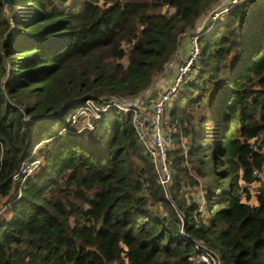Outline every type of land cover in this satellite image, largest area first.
Segmentation results:
<instances>
[{"label":"trees","instance_id":"obj_1","mask_svg":"<svg viewBox=\"0 0 264 264\" xmlns=\"http://www.w3.org/2000/svg\"><path fill=\"white\" fill-rule=\"evenodd\" d=\"M216 1L12 0L0 264H193L195 242L220 264H264V1L212 19ZM9 27L0 0V38ZM193 34L198 57L163 112L175 126L169 198L130 112L109 110L92 130L63 118L55 130L88 97L141 96Z\"/></svg>","mask_w":264,"mask_h":264},{"label":"built area","instance_id":"obj_2","mask_svg":"<svg viewBox=\"0 0 264 264\" xmlns=\"http://www.w3.org/2000/svg\"><path fill=\"white\" fill-rule=\"evenodd\" d=\"M244 0H224L220 6L211 11L212 19L217 18L224 12ZM261 2L264 0H260ZM199 31V29L197 30ZM199 54L197 35L190 37V48L187 56L177 67V74L173 83L156 98H150L146 106L143 101V94L139 97L119 98L107 96L92 98L88 97L82 104L74 108L75 110L64 118L65 123L78 130H92L95 122L109 110L131 113V124L138 141L144 148L145 153L150 158L157 175V180L161 185L165 195L169 198L168 186L171 181V171L168 162L167 151L171 146V132L175 131L174 124L165 126L163 119L164 106L170 95L177 86L184 80L190 71V66L194 63ZM66 127L60 129L65 132ZM35 151V150H34ZM39 158H34L30 162H24L19 171L13 175L14 179H19L31 174L40 164ZM264 173V170L262 171ZM254 171V175H257ZM1 213V210H0ZM197 253L190 257L193 264H220L218 256L203 244L195 242Z\"/></svg>","mask_w":264,"mask_h":264},{"label":"rangeland","instance_id":"obj_3","mask_svg":"<svg viewBox=\"0 0 264 264\" xmlns=\"http://www.w3.org/2000/svg\"><path fill=\"white\" fill-rule=\"evenodd\" d=\"M223 1L224 0H217L216 2H214L213 9L220 6ZM209 11L205 12V14L201 16V18L199 19V21L196 24L195 30L197 28H199V25L204 23L203 21H205L209 17ZM185 41H186V36H181L180 42H179V47H178V49L181 52L178 51L177 57L172 60L173 63H171L169 65V67L167 68V70L162 73V77L161 78L159 77L160 79L154 81V83L152 84V86L149 88V90L146 92L145 95H149L150 98H156L161 93L165 92V90L173 83L174 78L176 77V74H177L178 65L184 60V58L187 56V54L189 52L190 38H189V41L187 43H185ZM145 105L147 106L148 103H146ZM74 110L75 109L69 110L60 119H58L56 121V123L54 124V128L56 131H58L61 128V125H63V123H62L63 118L67 117V115L72 113ZM255 185L256 184L249 185V188H250L252 193L255 192ZM253 202L255 203L256 200L254 199ZM2 214H3V216L9 217V215L7 213H5L4 210H3Z\"/></svg>","mask_w":264,"mask_h":264},{"label":"water","instance_id":"obj_4","mask_svg":"<svg viewBox=\"0 0 264 264\" xmlns=\"http://www.w3.org/2000/svg\"><path fill=\"white\" fill-rule=\"evenodd\" d=\"M1 4L3 6L4 12H5V18L6 20L9 22L10 27L8 28V30L2 35V37L0 38V54L4 57L5 63H6V73L9 70V66H8V61L6 59V57L3 54V43L4 41L8 40L10 37H12L14 31H15V26L14 23L12 21V16L9 12V8L12 5V0H1ZM173 63V62H171ZM1 84H3V80L1 81ZM150 86L144 91L143 96H145L146 92L149 90Z\"/></svg>","mask_w":264,"mask_h":264},{"label":"crops","instance_id":"obj_5","mask_svg":"<svg viewBox=\"0 0 264 264\" xmlns=\"http://www.w3.org/2000/svg\"><path fill=\"white\" fill-rule=\"evenodd\" d=\"M185 43H187V41H185ZM179 52H181V51H179Z\"/></svg>","mask_w":264,"mask_h":264}]
</instances>
